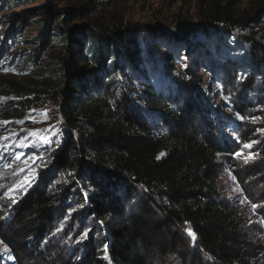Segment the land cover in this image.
<instances>
[{
	"label": "trees",
	"instance_id": "16d2710c",
	"mask_svg": "<svg viewBox=\"0 0 264 264\" xmlns=\"http://www.w3.org/2000/svg\"><path fill=\"white\" fill-rule=\"evenodd\" d=\"M51 1L41 8L38 44L25 64L49 49L51 23L95 9H62ZM253 14L237 17L229 5L213 6L194 27L56 23L54 73L34 84H7L15 100L0 113L23 122L49 105L60 135L48 169L26 196L6 203L0 192V236L19 264H104L102 256L111 264H154L177 253L185 264H264L237 210L217 193L216 159L228 147L214 140L205 115L202 124L194 87L179 80L183 100L164 111L176 97L164 78L176 76L173 64L182 52L190 62L185 51L195 34L233 35L251 63L264 62V26L254 29L260 20ZM69 199L79 213L109 223L105 250L81 240V256L71 261L66 239L47 240Z\"/></svg>",
	"mask_w": 264,
	"mask_h": 264
},
{
	"label": "rangeland",
	"instance_id": "374dc122",
	"mask_svg": "<svg viewBox=\"0 0 264 264\" xmlns=\"http://www.w3.org/2000/svg\"><path fill=\"white\" fill-rule=\"evenodd\" d=\"M260 0H52L53 6L72 9L89 4L93 11L85 16L61 17L51 23L49 49L41 57L24 63L38 44L45 0H0V113L12 107L14 96L7 87L10 82L34 84L43 76L53 74L51 52L59 45L56 23L66 28L79 24L108 27L116 21L135 24L196 26L201 14L209 8L230 6L237 17L259 13L257 31L264 26V8ZM62 13H66L63 11ZM254 15V14H253ZM252 25V24H251ZM247 28H243V33ZM223 32L195 34L191 40L189 61L182 52L174 62L175 77L164 78L170 86L166 107L182 102L176 84L188 82L197 94L202 124L205 117L214 124V140L227 145L217 156L218 195L234 207L249 238L264 253V62L251 63L242 43ZM189 37H192L191 35ZM198 40L193 42L194 40ZM171 54V53H170ZM173 83H172V82ZM169 86V85H168ZM200 113V114H201ZM51 107L45 105L32 111L25 121L0 118V192L5 202L26 196L39 182L50 162V154L59 142L58 129L51 119ZM251 132L245 135V132ZM223 143V144H222ZM222 144V145H221ZM49 183L52 180L49 179ZM80 206L70 199L61 208L48 239H57L70 246L68 259L81 256L82 241L90 239L98 251L106 249L108 222L95 214L79 213ZM6 216V215H4ZM192 238L191 236H189ZM61 240V241H60ZM40 249H43L40 248ZM72 256V257H70ZM104 264H111L105 257ZM183 253L158 259L154 264H185ZM0 264H19L0 236Z\"/></svg>",
	"mask_w": 264,
	"mask_h": 264
}]
</instances>
